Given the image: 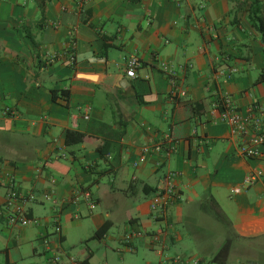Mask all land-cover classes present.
<instances>
[{
    "label": "crops",
    "instance_id": "obj_1",
    "mask_svg": "<svg viewBox=\"0 0 264 264\" xmlns=\"http://www.w3.org/2000/svg\"><path fill=\"white\" fill-rule=\"evenodd\" d=\"M258 17L264 0H0V264H116L111 247L214 264L227 241V264H264V147L243 156L215 107L228 95L245 117L264 108ZM68 130L84 139L67 144ZM169 171L179 197L159 217ZM13 186L35 197L17 201L28 225L7 220ZM86 227L97 241L84 247Z\"/></svg>",
    "mask_w": 264,
    "mask_h": 264
},
{
    "label": "built area",
    "instance_id": "obj_2",
    "mask_svg": "<svg viewBox=\"0 0 264 264\" xmlns=\"http://www.w3.org/2000/svg\"><path fill=\"white\" fill-rule=\"evenodd\" d=\"M57 56L53 57L51 60L55 59ZM74 52H69V61L71 64L75 62ZM140 66V62L136 57H131L127 62V75L129 77L136 76V69ZM222 72V71H221ZM173 73V72H172ZM224 73V72H223ZM222 73V74H223ZM173 85V95L174 96H184L185 90L181 89L178 82L173 78L171 79ZM215 107L220 112V120L227 123L231 127V132L233 135L244 138V143L241 145L240 151L245 157H258L263 152L264 147V126L263 120L258 116L264 114V108L255 103L249 108V115L247 117L242 115V112L238 110V107L233 103L232 99L228 95H223L219 102L215 104ZM252 126L253 128H249ZM166 140H161L155 146H144L142 148L141 154L135 165L144 163L147 157L151 155L153 151H159L165 141H171L168 136ZM262 146V147H261ZM172 148V147H171ZM261 172L253 171L247 176V183H255L261 176ZM179 173L176 171H169L165 176V184L157 189L154 193L151 202L150 210L157 216L162 217L165 213V208L173 203L179 197L178 185L176 183ZM35 197L31 193L23 192L18 187H12L7 194L6 208L10 210L7 214V220L11 225H28L32 223L33 220L27 214L22 206L17 205V201L28 202L33 200ZM62 230L60 221L55 220V233H60ZM142 231H137V233H131L126 235L125 242L129 244L137 236H142ZM158 238V235H155ZM132 248V247H131ZM59 256H55L54 260H59ZM181 264H206L199 259H181L179 260Z\"/></svg>",
    "mask_w": 264,
    "mask_h": 264
},
{
    "label": "trees",
    "instance_id": "obj_3",
    "mask_svg": "<svg viewBox=\"0 0 264 264\" xmlns=\"http://www.w3.org/2000/svg\"><path fill=\"white\" fill-rule=\"evenodd\" d=\"M256 28L261 33V41L263 43V50H264V19L262 17H258ZM255 83H264V68L261 70L258 78L256 79ZM60 93L65 94L68 98V91H53V97L56 98ZM137 97L139 100L141 99V95L137 94ZM85 134L81 132H77L74 130H68L66 132V143L67 144H75L79 143L84 139ZM110 228V221H107L101 228H99L93 237H102L106 234L108 229ZM230 250V242L227 241L221 249L218 251V253L213 258L212 262L214 264H227V258Z\"/></svg>",
    "mask_w": 264,
    "mask_h": 264
},
{
    "label": "rangeland",
    "instance_id": "obj_4",
    "mask_svg": "<svg viewBox=\"0 0 264 264\" xmlns=\"http://www.w3.org/2000/svg\"><path fill=\"white\" fill-rule=\"evenodd\" d=\"M85 223H86V218H85ZM54 230H55V225H54ZM86 235L89 236L87 241L84 242V247H86L88 243H92L93 241H97V240H93L92 239V229L90 228L89 230L86 227ZM93 244V243H92ZM92 244H90L92 246ZM114 244V243H113ZM111 246H115V245H111ZM84 247L82 248V250H84ZM123 248V246H122ZM147 250L141 249L139 248V251H134V252H130L129 250L122 253H119L115 247H111L108 250V253L110 256L114 257V260L116 261V264H158V256L156 251H154V253L150 250V248H146ZM78 254V251L74 250L73 251V256H76ZM123 254V257H122ZM66 255V254H65ZM59 257H61L60 255H58ZM75 258V257H74ZM123 258V259H122ZM62 260V258H61ZM60 260V261H61Z\"/></svg>",
    "mask_w": 264,
    "mask_h": 264
}]
</instances>
